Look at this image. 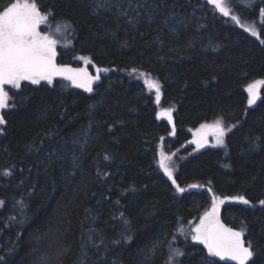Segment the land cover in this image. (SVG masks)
Returning a JSON list of instances; mask_svg holds the SVG:
<instances>
[{"label":"trees","instance_id":"trees-1","mask_svg":"<svg viewBox=\"0 0 264 264\" xmlns=\"http://www.w3.org/2000/svg\"><path fill=\"white\" fill-rule=\"evenodd\" d=\"M37 3L72 25L71 43L59 47L64 63L109 73L92 92L65 79L9 91L0 264H169L170 249L184 253L172 264H230L186 232L213 195L250 201L225 199L221 220L244 231L248 264H264V87L252 105L246 90L264 80V0H227L229 16L209 0ZM142 73L160 83L159 104ZM162 106L174 108L175 135L158 118ZM217 120L226 146L189 142L191 130ZM161 144L180 150L183 193L157 163Z\"/></svg>","mask_w":264,"mask_h":264},{"label":"snow or ice","instance_id":"snow-or-ice-1","mask_svg":"<svg viewBox=\"0 0 264 264\" xmlns=\"http://www.w3.org/2000/svg\"><path fill=\"white\" fill-rule=\"evenodd\" d=\"M215 8L224 16L230 15L229 7L224 0H209ZM103 5H98L102 7ZM127 15V13H124ZM260 15L264 18V9H261ZM50 17L52 21L50 22ZM231 19L241 24L239 18L231 15ZM131 23V21H129ZM261 28L264 29V19L261 20ZM46 25L48 29H53L56 33H63L71 29L72 25L67 20L57 21L55 14L51 9L45 8L41 10L37 0H15L10 6L0 9V125H5L7 121L2 114L5 109H8L14 104H10L11 97L6 90V86L12 89H20L24 81H30L32 84H39L41 81H47L49 84L57 76L64 77L72 82L78 88H83L87 92L93 91V83L100 79L101 71L108 69L96 70V75H90L84 69H73L68 66L58 65L56 63L57 45L59 40L54 38L50 33L46 34L40 31V26ZM245 30L251 35L260 38V32L252 25L245 27ZM264 43V40H261ZM70 41L65 42V46L70 44ZM80 59L89 62L87 58ZM135 71V70H134ZM145 77V84L149 90H155L156 103L159 104L161 99V85L158 81L151 79L147 74L142 73ZM264 87V80H257L247 85L249 93L248 104L252 105L260 98V88ZM173 109L168 108L162 110L159 115L166 117L168 121H172ZM201 128H211L215 134L217 144L224 143L226 129L222 120L215 121L212 125H202ZM3 129L0 128V133ZM171 135H175V126L173 125ZM197 147H203L201 140L192 141ZM172 155H175L174 153ZM105 159H108L106 156ZM172 156L165 155L161 152L160 166L165 174L172 180L176 190L180 193L185 191L176 183L173 176L174 166L171 164ZM10 175V172L6 173ZM191 187H199L192 185ZM211 192V189H209ZM225 199L238 200L244 204H250V201L243 196L220 198L216 195L212 197V207L210 211L204 213L199 224L192 230V240L200 241L207 248V253L213 257L227 258L235 261L236 264H248L253 257L251 244L245 245L243 240L244 231L234 230L225 226L219 218V206L224 203ZM264 205V200L259 201ZM3 201H0V205ZM183 233V228L178 229ZM172 255L169 258V264L177 256H182L184 253L179 249H170Z\"/></svg>","mask_w":264,"mask_h":264},{"label":"rangeland","instance_id":"rangeland-1","mask_svg":"<svg viewBox=\"0 0 264 264\" xmlns=\"http://www.w3.org/2000/svg\"><path fill=\"white\" fill-rule=\"evenodd\" d=\"M225 4L227 2V0H224ZM227 5V4H226ZM51 22V20H50ZM54 27L55 25H53V29H48V27L46 25H41L40 26V31L41 32H44L46 34L50 33L51 35L54 36V38H56L57 40L60 41V43L57 45V48L59 47H67L69 44H67V46H65V42L68 41V38H67V35L68 33H70V29L64 31L63 33H56L54 31ZM87 65V64H86ZM149 78L151 79H154L150 76H148ZM156 80V79H154ZM144 81H145V78H144ZM157 81V80H156ZM12 88L10 86H6V90L9 92ZM261 89V88H260ZM154 97H155V90L152 89L150 90ZM260 91V90H259ZM10 96V95H9ZM11 97V96H10ZM10 104H12V98H11V101H10ZM168 108H171L173 109V112H174V108L171 107V106H162V107H159V110H158V118L161 119V120H165L167 121L168 123H170L171 125L174 124V118L172 119V121H168L166 117H161L159 115V113L164 110V109H168ZM172 116H173V113H172ZM215 121L211 122V123H208V124H205V125H212ZM201 135H204L200 140L202 141L203 143V147H208V146H212V147H224L226 146V139H225V136H224V143L222 145L220 144H217L216 142V137H215V134L213 132V130L211 128H201V126L197 129H194V130H191V135H190V139L192 140H195V139H198L200 138ZM174 137V136H173ZM196 148H203V147H197V144H193ZM164 152L165 155H169V156H172V161H171V164L174 166V171H173V176L176 174L177 172V168H178V159H179V154H180V150L179 149H172L168 146H163V144H161L159 150H158V154H157V163L159 165V167L161 168L160 166V159H161V152ZM175 154V155H172V154ZM162 169V168H161ZM211 210V209H210ZM209 210V211H210ZM219 218L221 220V210L219 209ZM200 220L197 221L195 224H192L191 227H188L185 231L187 232V235H189L190 237H192V235L194 234V232L192 231L198 224H199ZM186 232H184V234L186 235Z\"/></svg>","mask_w":264,"mask_h":264},{"label":"flooded vegetation","instance_id":"flooded-vegetation-1","mask_svg":"<svg viewBox=\"0 0 264 264\" xmlns=\"http://www.w3.org/2000/svg\"><path fill=\"white\" fill-rule=\"evenodd\" d=\"M56 63L58 64V65H63V66H68V67H70V68H73V69H84V70H86L90 75H92V74H94L95 73V67L94 66H92V67H89V65H73V64H70V63H64V61H62L61 59H60V49L59 48H57V57H56ZM62 79H65L64 77H60V76H57V77H55L54 79H53V81H56V80H62ZM65 80H67V79H65ZM69 81V80H68ZM42 82H47V81H41L40 83H42ZM69 82H71V81H69ZM25 83H31L30 81H24V82H22V84H25ZM72 83V82H71ZM21 84V85H22ZM32 84V83H31ZM95 85V83H93V85H92V87ZM78 88V87H77ZM81 89H83V88H81Z\"/></svg>","mask_w":264,"mask_h":264},{"label":"water","instance_id":"water-1","mask_svg":"<svg viewBox=\"0 0 264 264\" xmlns=\"http://www.w3.org/2000/svg\"><path fill=\"white\" fill-rule=\"evenodd\" d=\"M99 69H107V68H99ZM97 70V69H96ZM96 70H95V73L94 74H92V76H95L96 75ZM109 73V71H101L100 72V79L98 80V81H95L94 83L96 84V83H98V82H100V80H101V75H107ZM204 135H201L200 136V138H198L199 140L203 137ZM198 139H195V140H198ZM195 140H192V139H190L189 140V142L191 143V144H195V143H192V141H195ZM225 226H227V227H230V228H233L234 230H238V229H236L235 227H233V226H231V225H229V224H227L226 222H224L223 220H220ZM239 231V230H238ZM243 240L245 241V245L247 246V241H246V239H245V237L243 236ZM220 258V257H219ZM223 261H225V262H227V263H230V264H236V262L235 261H232V260H230V259H227V258H221Z\"/></svg>","mask_w":264,"mask_h":264}]
</instances>
